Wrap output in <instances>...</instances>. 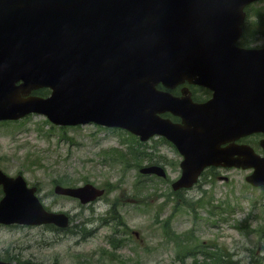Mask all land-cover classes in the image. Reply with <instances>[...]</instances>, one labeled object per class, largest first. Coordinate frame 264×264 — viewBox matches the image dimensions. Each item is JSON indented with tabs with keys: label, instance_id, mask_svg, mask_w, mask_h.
Returning a JSON list of instances; mask_svg holds the SVG:
<instances>
[{
	"label": "water",
	"instance_id": "obj_1",
	"mask_svg": "<svg viewBox=\"0 0 264 264\" xmlns=\"http://www.w3.org/2000/svg\"><path fill=\"white\" fill-rule=\"evenodd\" d=\"M249 1L0 0V118L35 110L55 123L94 120L121 125L141 138L164 134L184 155L175 184H189L204 165L232 159L209 139L211 129L199 128L195 114H183L179 99L155 84L187 79L213 87L217 96L211 106L228 102L224 94L235 90L256 101L264 96V49L233 46ZM18 79L22 82L15 85ZM39 86L51 87V95L20 96ZM211 106L197 112L215 113ZM163 110L179 114L183 124L160 118ZM233 115L241 126L238 134L264 123L258 106ZM247 179L258 182L253 175ZM6 190L8 211L1 208L0 219L52 217L65 223L63 217L44 215L24 193ZM58 191L82 200L94 192L89 185Z\"/></svg>",
	"mask_w": 264,
	"mask_h": 264
},
{
	"label": "rangeland",
	"instance_id": "obj_2",
	"mask_svg": "<svg viewBox=\"0 0 264 264\" xmlns=\"http://www.w3.org/2000/svg\"><path fill=\"white\" fill-rule=\"evenodd\" d=\"M262 8L263 4H258V9ZM262 42L264 39L257 43ZM44 118L33 114L20 123L0 124V167L11 174L21 171L28 183L39 186L43 202L51 209L67 211L72 223L92 219L91 223H85L90 232L82 236L40 226L0 227V258H32L45 263L57 260L59 264H109L112 259L108 258L112 255L108 251L111 250L119 259H113L116 264H183L173 256V243L163 237L160 225L167 217L168 227L177 235L214 243L232 252L234 259L247 261L253 248L258 250L257 255L264 252L253 230L264 212V191L245 184V171L229 169L224 172L230 177L229 181L215 178L210 185H203V191L199 185L183 191L182 196L187 198L185 203L192 207L188 209L185 205L181 210L171 207L173 201L164 200V190L169 187L166 180L147 178L150 181L145 190L147 196L139 202L136 200L139 195L132 188L136 168L124 167L118 161H108L105 165L100 161L99 149L119 144L120 135L89 124L61 134L58 129L49 131ZM159 149L170 157L166 170L171 180L179 173L177 161L180 157L165 146ZM63 173L69 174L75 184L88 177L96 184L107 181L117 186L94 204L80 205L75 199L53 193L51 180ZM200 197L202 205L196 202ZM208 198L212 206L206 204ZM144 200H148L146 204ZM215 205L225 208L222 214H217ZM109 206L113 208L112 213L121 215L124 221L118 225V236L122 239L116 251L106 239L108 235H115L111 234L116 231L114 223L97 220ZM106 219H110L108 214ZM240 222L243 230L235 226ZM132 230L138 231L139 237Z\"/></svg>",
	"mask_w": 264,
	"mask_h": 264
},
{
	"label": "trees",
	"instance_id": "obj_3",
	"mask_svg": "<svg viewBox=\"0 0 264 264\" xmlns=\"http://www.w3.org/2000/svg\"><path fill=\"white\" fill-rule=\"evenodd\" d=\"M249 21H250L249 19H246L244 22L243 33L240 39L241 40L240 43H248V42L250 43L255 38L264 36V28H262L264 26L261 24V22H264V19L260 15H258V19L254 18V20H251L254 25H255V22H257L258 25L261 24L262 27L258 26V27L251 28ZM35 93L45 95L47 93V89L42 88V89L36 90ZM143 156H147L149 159L152 158V155L146 152H143Z\"/></svg>",
	"mask_w": 264,
	"mask_h": 264
},
{
	"label": "flooded vegetation",
	"instance_id": "obj_4",
	"mask_svg": "<svg viewBox=\"0 0 264 264\" xmlns=\"http://www.w3.org/2000/svg\"><path fill=\"white\" fill-rule=\"evenodd\" d=\"M178 88H179V86L174 88V94L175 95H180V92L178 91ZM210 95H212V93L209 92V91L208 92H204V91H198V92L192 91L191 92V97L195 101L205 100L208 97H210ZM176 120H178V119H176ZM261 137H263L261 134H258V138H257L256 135H252V136H249V137H247V136L246 137H241L237 141L238 142L252 143V144H255V147L258 145V153L262 154L263 152H262V150L259 147V140H260Z\"/></svg>",
	"mask_w": 264,
	"mask_h": 264
}]
</instances>
